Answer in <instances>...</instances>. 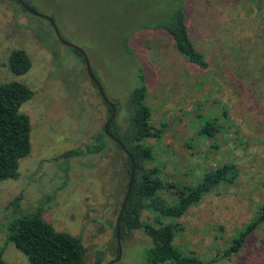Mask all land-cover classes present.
<instances>
[{
  "label": "rangeland",
  "instance_id": "1",
  "mask_svg": "<svg viewBox=\"0 0 264 264\" xmlns=\"http://www.w3.org/2000/svg\"><path fill=\"white\" fill-rule=\"evenodd\" d=\"M23 1L85 52L122 127L130 93L145 86L150 124L164 129L144 141L154 155L145 166L159 170L160 194L168 203L175 200L174 185L197 183L225 162L235 165L232 183L217 184L182 215L167 219L178 226L177 249L215 259L209 264H264V224L237 253L226 252L264 205V0ZM177 6L205 67L186 60L162 29L145 27ZM14 48L31 58L24 74L9 69ZM10 81L24 83L33 95L20 108L30 120V152L19 160L17 178L0 179L5 264H29L9 240L8 226L37 211L56 230L81 239L85 264H107L119 253L115 221L127 183L124 153L107 139L99 154L62 155L89 145L109 108L80 54L58 40L46 19L14 0H0V85ZM207 121L217 129L214 136L199 132ZM140 218L153 220L146 209ZM150 246L143 229L133 230L120 238V258L112 264H151Z\"/></svg>",
  "mask_w": 264,
  "mask_h": 264
},
{
  "label": "trees",
  "instance_id": "2",
  "mask_svg": "<svg viewBox=\"0 0 264 264\" xmlns=\"http://www.w3.org/2000/svg\"><path fill=\"white\" fill-rule=\"evenodd\" d=\"M27 4L32 7L29 3ZM145 27L162 29L169 35L175 48L186 60L200 67L206 66L202 53L191 40L183 7H175L169 14L147 23ZM70 48L79 53L76 49ZM80 56L82 57L81 54ZM8 66L14 74H24L31 67V58L25 49L14 48L10 52ZM32 95L33 91L19 81H10L0 85L1 180L17 178L19 160L30 152V120L20 108ZM107 106L110 116L111 107L108 104ZM149 119L150 110L145 102V86H139L130 93L129 115L124 121L123 127L115 120V117L109 125L111 133L128 149L135 162L132 188L119 222L120 238L127 236L133 230L143 229L151 241V246L147 250V261L151 264L167 262L209 264L215 259L203 261L196 256L183 254L177 249L174 240L178 226L167 219L182 215L190 206L200 202L206 193L217 184L232 183L236 178L235 165L225 162L214 170L206 172L201 181L197 183L174 185L175 200L173 203H168L160 194L164 182L159 170L155 166H145V163L151 161L154 155L150 146L146 145L144 141L147 138L160 137L164 130L163 127H153ZM216 130L213 122L207 121L202 124L199 132L206 136H214ZM107 139L122 151L119 145L104 133L102 128V131L94 136L93 141L88 143L89 145L83 149L68 150L62 156L99 154L105 150L108 144ZM124 156V170L128 182L130 162L125 154ZM143 209L152 213L151 224L141 220L140 214ZM259 224H264V205L260 206L257 218L250 221L233 239L226 252L237 253L247 236ZM8 232L9 240L27 256L29 264H85V248L81 239L68 232L56 230L44 220L38 211L24 214L13 220L8 226ZM97 260L95 264H103L99 259ZM0 264H5L2 250H0Z\"/></svg>",
  "mask_w": 264,
  "mask_h": 264
},
{
  "label": "water",
  "instance_id": "3",
  "mask_svg": "<svg viewBox=\"0 0 264 264\" xmlns=\"http://www.w3.org/2000/svg\"><path fill=\"white\" fill-rule=\"evenodd\" d=\"M16 1L28 13H30L32 15H35L37 17L46 19L50 23V25H51V27H52V29H53L56 37L58 38V40L62 44L76 49L82 55L83 60H84V63H85L86 73H87L88 77L96 85L97 90L99 92V95L103 99V101L111 107V114L108 117V119L105 121V123L103 124V131H104V133L109 138H111L112 140H114L119 145V147L122 149V151L124 152V154L129 158V162H130V173H129V176H128V182H127L126 191H125V194H124V197H123V200H122V203H121V206H120V209H119V212H118L116 221H115V237H116V241H117V246H118L119 253H118V255H117V257L115 259H113V260H111L110 262L107 263V264H112L113 262L118 261L119 258H120L121 249H120V229H119V222H120L121 214H122L123 209H124V207H125V205L127 203V199L129 197V194H130V191H131V188H132V184H133V178H134V173H135V162H134V159H133L131 153L128 151V149L121 143V141L116 136H114L111 133V131L109 129V125H110V123L112 122V120L115 117V108H114L113 103H111L107 99V97L105 96V94L103 92V89H102L100 83L95 78L94 74L92 73V70H91V67H90V63H89L88 57L85 54V52L82 49H80L78 46H76V45H74L72 43H69V42L65 41L61 37L60 32H59L58 28L56 27V24L54 23V21L50 17H48V16H46L44 14H41V13L37 12L35 9H33L32 7H30L23 0H16Z\"/></svg>",
  "mask_w": 264,
  "mask_h": 264
}]
</instances>
